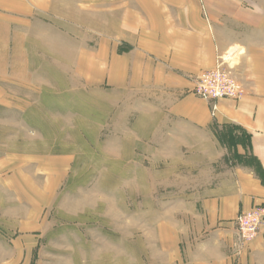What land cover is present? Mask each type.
Instances as JSON below:
<instances>
[{"label":"rangeland","instance_id":"374dc122","mask_svg":"<svg viewBox=\"0 0 264 264\" xmlns=\"http://www.w3.org/2000/svg\"><path fill=\"white\" fill-rule=\"evenodd\" d=\"M0 6V264L15 243L32 245L31 264H165L217 169L185 152L196 138L137 136L131 110L85 83L83 59L23 57L53 54L56 28ZM214 132L223 166H255L240 130Z\"/></svg>","mask_w":264,"mask_h":264},{"label":"crops","instance_id":"0c3cea01","mask_svg":"<svg viewBox=\"0 0 264 264\" xmlns=\"http://www.w3.org/2000/svg\"><path fill=\"white\" fill-rule=\"evenodd\" d=\"M0 3L4 11H23L16 17L20 21L40 14L49 19L41 23L56 28L53 54H37L23 46V57L83 59L85 83L115 94V106L122 112L131 110L137 136L145 131L146 137L181 132L196 138L185 152L205 155L207 167L217 169L201 183L195 227L181 231L179 248L165 264H264V231L239 245L234 225L240 212L264 204V11L259 5L241 0ZM236 45L241 52L234 74L245 93L238 100H218V111L211 116L209 103L191 92L194 80ZM59 50L65 53H56ZM227 126L245 135L246 148L239 144L238 150L252 157L255 166L220 163L214 127ZM13 247L20 256L1 264H31L32 245Z\"/></svg>","mask_w":264,"mask_h":264},{"label":"built area","instance_id":"2783aa9c","mask_svg":"<svg viewBox=\"0 0 264 264\" xmlns=\"http://www.w3.org/2000/svg\"><path fill=\"white\" fill-rule=\"evenodd\" d=\"M241 49L234 47L224 55H218L215 67L203 71L193 83L192 93L209 103L210 114L218 111L220 99L238 100L243 97L245 89L234 74L235 58ZM236 237L239 245L255 239L264 231V204H256L235 218Z\"/></svg>","mask_w":264,"mask_h":264},{"label":"trees","instance_id":"16d2710c","mask_svg":"<svg viewBox=\"0 0 264 264\" xmlns=\"http://www.w3.org/2000/svg\"><path fill=\"white\" fill-rule=\"evenodd\" d=\"M229 129H233V130H236L237 128H235V127H229V126H227Z\"/></svg>","mask_w":264,"mask_h":264}]
</instances>
